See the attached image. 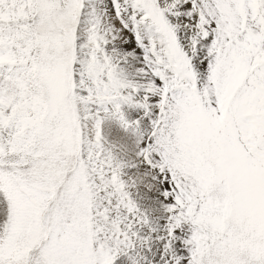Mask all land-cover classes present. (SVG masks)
I'll list each match as a JSON object with an SVG mask.
<instances>
[{"label": "snow or ice", "instance_id": "obj_1", "mask_svg": "<svg viewBox=\"0 0 264 264\" xmlns=\"http://www.w3.org/2000/svg\"><path fill=\"white\" fill-rule=\"evenodd\" d=\"M0 264H264V0H0Z\"/></svg>", "mask_w": 264, "mask_h": 264}]
</instances>
